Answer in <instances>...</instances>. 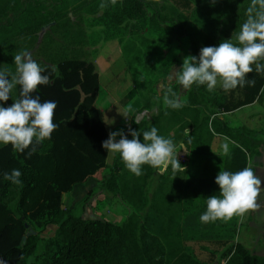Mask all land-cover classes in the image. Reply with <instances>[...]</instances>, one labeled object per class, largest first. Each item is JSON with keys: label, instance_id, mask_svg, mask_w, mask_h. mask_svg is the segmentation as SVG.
I'll return each mask as SVG.
<instances>
[{"label": "trees", "instance_id": "16d2710c", "mask_svg": "<svg viewBox=\"0 0 264 264\" xmlns=\"http://www.w3.org/2000/svg\"><path fill=\"white\" fill-rule=\"evenodd\" d=\"M36 1L34 5L29 0L27 5V0H0V70H3V46L8 52L16 38L33 44L44 27L60 26L66 17L63 4H52L49 8L51 0ZM97 1L100 7L106 5L105 10H113L116 19L138 21L155 29L171 28V37L186 38L190 54L196 57L203 47L218 46L224 41L221 31L206 38L204 28L198 31L192 23L196 4L205 7L215 0H162L159 3L157 0H117L115 5L111 0ZM17 28L20 31L15 33ZM39 65L46 67L44 74L49 75L50 83L39 86L33 96H39L41 103L56 102L54 123L58 128L30 157V149L20 153L14 151L11 144L0 147V261L3 264H203L183 249L180 230L190 228L180 223L167 229L177 238L168 237L166 245L159 234L148 230L139 214H132L113 233L110 222L84 218L63 206L62 195L92 177L99 183L101 192L119 196L122 193L119 171L124 162L116 153L113 162L108 164V152L102 147L109 133L102 111L94 104L99 95V76L94 64L56 52L47 54L46 61ZM53 66L56 67L54 72ZM4 71L15 74V64ZM247 80L254 84L230 91L222 88L223 113L234 112L259 100L264 89V72L253 71ZM205 87L193 85L188 90L183 112L192 120L189 134L201 144L210 145L215 136L231 141L235 145L233 164L241 171L247 167L248 159L261 156L264 139L260 135L264 133L245 126L235 128L219 116L214 117L204 106L202 91ZM15 90V99H19L20 86ZM129 128L140 131L143 143L142 133L150 131L152 126L146 121L137 124L133 119ZM128 133L129 129L125 134L132 139ZM187 148L192 150L188 145ZM14 169L22 173L19 185L4 178L5 173L10 174ZM154 175L158 174L150 175L152 179L139 188L141 209L151 205ZM159 198L161 207L168 208L172 204L167 196ZM28 221L44 228L51 224L57 229L53 236L44 238L30 233ZM222 259L224 264H264L263 255H250L241 245L226 250Z\"/></svg>", "mask_w": 264, "mask_h": 264}, {"label": "rangeland", "instance_id": "374dc122", "mask_svg": "<svg viewBox=\"0 0 264 264\" xmlns=\"http://www.w3.org/2000/svg\"><path fill=\"white\" fill-rule=\"evenodd\" d=\"M35 1L32 0L34 5L37 3ZM28 2L29 0L27 5ZM52 4H63L65 8L66 17L61 25L44 27L33 44L22 43L16 38L12 48L6 50L8 52H5L6 48L3 46L1 68H11L14 65V55L23 50L29 51L38 64L46 61L47 54L56 52L66 58H77L94 64L99 76V95L94 104L103 113L108 133L120 130L125 133L133 119L146 121L158 129V135L173 141L175 158L180 162L175 170L171 163L167 164L163 172L158 171L159 167L143 165V174L140 176L131 173L123 163L119 171L122 190L119 196L101 192L99 183L92 177L85 184H78L71 192L64 193L63 206L71 208L84 218H98L110 222L113 233L132 214H139L148 230L159 234L166 245L168 237L177 238L167 229L175 228V223H180L184 228H190H177L181 233L183 249L192 253L203 264H224L222 255L236 245L243 246L250 255L264 256L263 155L247 165L262 179L257 201L260 208L249 211L242 217H233L228 222L217 220L202 223L200 220L207 210V198L213 195L219 197L220 187L216 182L189 180V161L185 159L189 150L187 145L198 157L204 154L205 157L202 158L206 159L203 160H208L212 168L218 171L215 174H218L226 164L224 156L231 154L232 144L226 138L217 136L213 137L210 145L208 142L201 144L197 139L194 141L189 134L192 120L183 112L188 101V90L183 89L175 79H170L174 71L182 68L184 59L193 56L189 52L188 40L172 38V30L167 26L155 29L138 21L116 19L114 11L101 8L97 0L48 1L49 8ZM250 4L251 0H215L204 5L205 7L196 4L197 10L192 12V23L198 31L204 28L202 31L206 38L221 31L224 40L237 44L236 37L247 19L246 13ZM19 31L20 28H17L15 33ZM41 44L42 48L38 49ZM168 89L182 100L181 108L173 109L164 104L165 94H169L171 98ZM221 91L219 83L212 92L207 87L202 91L204 106L209 112L214 117H222L235 128L252 125L247 115L237 110L223 113L220 105L224 102V93ZM11 95L12 98L0 104L4 107L11 106L16 97L15 89ZM260 99L262 106L259 110L264 112V89ZM255 126L264 133L263 116ZM260 138L264 139V135H260ZM225 144L229 149L227 155L223 151ZM3 145L0 143V147ZM262 150L264 152V147ZM115 154L108 153V164L113 162ZM199 164L196 161L194 166ZM238 167L235 166L234 172L239 171ZM154 173L158 175L153 176L151 205L141 209L142 202L138 200L139 188L151 180L150 175ZM161 196L170 198L172 204L168 208L161 207ZM28 222L30 233L44 238L53 236L57 229L51 224L44 228L43 225L38 227L33 222Z\"/></svg>", "mask_w": 264, "mask_h": 264}, {"label": "clouds", "instance_id": "9594fccd", "mask_svg": "<svg viewBox=\"0 0 264 264\" xmlns=\"http://www.w3.org/2000/svg\"><path fill=\"white\" fill-rule=\"evenodd\" d=\"M111 3L115 5L117 0H111ZM104 7L106 5L101 4V8ZM246 14L247 19L236 37L237 44L224 40L218 46L203 47L199 57H186L182 68L174 71L170 79H175L185 90H190L193 85H206L209 92L214 91L218 83L224 91L254 84V81L247 80L248 74L264 72V0H251ZM14 64L15 74L0 70V102H7L12 98L13 90L20 86L19 99H15L9 107L0 104V143L11 144L13 150L20 153L30 149V157L38 145L52 138L58 128L54 123L57 104L55 101L41 103L39 96H33L39 86L50 83V78L44 74L46 67H41L29 51L23 50L14 55ZM52 71H55L54 66ZM168 93L171 98L165 94L164 104L173 109L181 108L182 100L171 89ZM135 123L139 124L140 120L135 119ZM128 134L133 138L128 139L123 130L110 132L102 147L108 153H119L131 173L142 175L143 165L159 167L171 163L174 170L179 166L173 141L158 135L156 127L142 133L143 143L140 131L129 128ZM117 137H120L119 140ZM223 151L228 154L227 144L223 146ZM21 175L19 169H14L10 174L5 173L4 178L19 185L22 183ZM215 182L220 187V196L207 198V210L200 217L202 223L228 222L233 217H242L260 208L257 201L262 179L251 167L238 172L222 169ZM0 264L3 262L0 261Z\"/></svg>", "mask_w": 264, "mask_h": 264}, {"label": "crops", "instance_id": "0c3cea01", "mask_svg": "<svg viewBox=\"0 0 264 264\" xmlns=\"http://www.w3.org/2000/svg\"><path fill=\"white\" fill-rule=\"evenodd\" d=\"M260 101H261V99L259 98V100H257L255 103L244 106V107L237 110V112L243 113L244 115H247V118H249L250 122L252 123V125L249 124L248 125L249 127L247 126V128H249L251 130H255V131H259L258 129H260L259 127H256L255 124H257V122H260L261 116L264 117V112H261L259 110L260 107L262 106ZM230 143L232 144V147L230 150L231 154L224 156L226 164L223 166L222 169L225 171H229V172L233 171L234 172L235 171V169H234L235 165L233 164V161H235V158L233 156V152L235 150V145L231 141H230ZM188 151H187V154L185 155V159H187V161H189L188 162L189 164L187 166L188 167L187 172L189 175V177H188L189 180L202 179V180L210 182V183L215 182V179L219 173L215 174L218 171L216 169L212 168V166L209 164L208 160H203V159H206V158H202V157H205L204 154H201L198 157L197 154H195L192 150H188ZM261 151H262L261 155H263V159H264V152H263V150H261ZM226 157H228L227 160H226ZM196 161H198L201 165L199 164V166H194ZM249 162H251L250 159H248V163ZM239 171H240V168H239Z\"/></svg>", "mask_w": 264, "mask_h": 264}, {"label": "water", "instance_id": "95a60500", "mask_svg": "<svg viewBox=\"0 0 264 264\" xmlns=\"http://www.w3.org/2000/svg\"><path fill=\"white\" fill-rule=\"evenodd\" d=\"M165 166H166V165L159 166L158 171H159V172H163L164 169H165ZM27 227H28V225H27Z\"/></svg>", "mask_w": 264, "mask_h": 264}]
</instances>
